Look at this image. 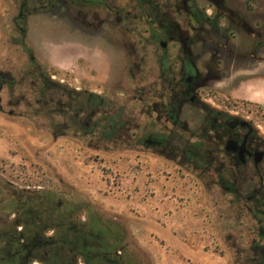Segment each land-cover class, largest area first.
I'll use <instances>...</instances> for the list:
<instances>
[{
	"label": "flooded vegetation",
	"instance_id": "af4514ba",
	"mask_svg": "<svg viewBox=\"0 0 264 264\" xmlns=\"http://www.w3.org/2000/svg\"><path fill=\"white\" fill-rule=\"evenodd\" d=\"M32 15L59 20L64 33L80 38L121 42V53L113 50L120 61L114 78L130 87L145 123L131 127L113 112L112 97L64 85L61 114L88 135L113 132L116 139L139 130L140 146L180 151L220 206L247 216L240 255L264 264V130L255 122L264 115L257 105L263 90L239 96L243 83L264 81V0H21L15 24ZM31 65L41 66L34 57ZM69 93L76 98L71 112L63 100ZM240 100L254 109L246 114ZM13 190L10 208L0 210V264H122L124 248L111 229L90 220L65 223L62 199Z\"/></svg>",
	"mask_w": 264,
	"mask_h": 264
},
{
	"label": "rangeland",
	"instance_id": "374dc122",
	"mask_svg": "<svg viewBox=\"0 0 264 264\" xmlns=\"http://www.w3.org/2000/svg\"><path fill=\"white\" fill-rule=\"evenodd\" d=\"M20 2L0 0L1 71L21 80L32 56L54 74L49 79L61 90L64 85L112 97L113 112L121 111L131 127L145 123L128 97L130 87H119L114 78L120 61L113 50L121 53V42L111 45L106 39L64 33L59 20L43 15L15 24ZM87 45L91 48H82ZM30 86L19 87L16 97L32 99ZM0 99V210L10 208L13 187L48 192L71 208L70 220L111 229L124 248L122 264H247L240 255L246 246L238 242L239 235L245 239L247 234V216L220 206L217 192L198 178L197 165L184 160L180 151L140 146L145 136L139 130L112 141L88 135L70 114L56 117L62 126L51 125L50 112L33 116L23 105L10 115L6 90ZM253 104L239 101L246 114ZM257 105L264 112V102ZM184 116L196 119L194 112ZM257 117L264 130V115Z\"/></svg>",
	"mask_w": 264,
	"mask_h": 264
},
{
	"label": "trees",
	"instance_id": "16d2710c",
	"mask_svg": "<svg viewBox=\"0 0 264 264\" xmlns=\"http://www.w3.org/2000/svg\"><path fill=\"white\" fill-rule=\"evenodd\" d=\"M24 46V45H23ZM27 54H31V52L26 51ZM32 57V56H31ZM54 74H49L44 67L39 65H31L26 71H24L21 80H17L15 76L7 71L0 70V93L2 90H6L8 94V106L12 108L9 111L10 115H14L16 112V108L20 106H25V109L28 110L30 115L33 116H41L43 112H50L49 120L51 125L62 126L60 122H56V117H60L62 114L60 112V104L62 99V90L60 89L62 86L59 83H55L49 79V76ZM30 84V88L32 90L31 96L32 99L27 100L25 97L20 96L16 97L15 91L21 87L23 84ZM66 107L71 112L75 107L76 98L73 97L72 94L66 95ZM36 107V109L34 108ZM0 111H2V104L0 99ZM55 136L60 135L58 132H54ZM101 138L104 140H113L115 138L114 133H105L102 132ZM49 208L55 207L58 208L57 205L49 204ZM65 223H68L69 219V210L71 208L65 207ZM92 223V222H91ZM95 224V223H93Z\"/></svg>",
	"mask_w": 264,
	"mask_h": 264
},
{
	"label": "crops",
	"instance_id": "0c3cea01",
	"mask_svg": "<svg viewBox=\"0 0 264 264\" xmlns=\"http://www.w3.org/2000/svg\"><path fill=\"white\" fill-rule=\"evenodd\" d=\"M263 90L262 97L264 98V81L252 80L242 84L239 93L247 97L250 93H255L257 90Z\"/></svg>",
	"mask_w": 264,
	"mask_h": 264
}]
</instances>
